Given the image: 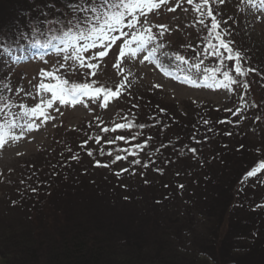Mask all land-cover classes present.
I'll use <instances>...</instances> for the list:
<instances>
[{
	"label": "rangeland",
	"instance_id": "374dc122",
	"mask_svg": "<svg viewBox=\"0 0 264 264\" xmlns=\"http://www.w3.org/2000/svg\"><path fill=\"white\" fill-rule=\"evenodd\" d=\"M36 1L43 4L58 2L56 6L63 7L60 0ZM170 4L174 6V0H170ZM220 5H213L214 14L216 9L221 10ZM4 7L5 0H0V21L5 19L1 11ZM224 7L225 16L234 14L233 22L227 19L228 27L232 30L233 24L240 26L231 37L226 38L234 40L235 47L246 54L247 60L243 66L255 68L250 58L254 62L264 59V14L252 9L256 16L249 15L250 9L241 0H225ZM184 8L188 9L187 3L177 8L175 13L162 8L150 13L149 20L153 25H168L170 31L163 38L170 45L168 50L179 51L192 58L196 52L205 50L208 36L203 26L197 23L196 16L189 9L185 12ZM247 26L252 38L243 36ZM153 30L156 31L155 28ZM114 52H118L116 46L104 58L98 75L99 80L112 86L113 90L122 80L111 66L115 62ZM201 58L204 60L202 68L220 66L215 56ZM45 59L47 63L32 60L15 65L11 70L0 61V80L9 77L12 88V91L5 90L3 94L16 104L31 106L38 102L39 98L26 97L23 92L17 93L16 89L22 87L25 91H33L32 86L40 83V70L51 71L60 57L51 54ZM233 63L227 61L226 66L230 67ZM126 68L131 71L130 95L113 102L108 109H101L90 101L87 108L83 104L74 107L57 104L63 115L50 109L54 120L41 124L39 130L28 133L22 140H9L0 148L1 228L6 222H21V226L17 227L25 231V226L31 228L33 223L35 227L42 225L52 233L55 221L50 213L57 207L59 213L62 210L60 207H64L67 216L95 211L101 216L100 223L111 229H114V225L108 223L115 222L117 216L135 224L148 221L152 227L155 220L158 224L164 221L165 227L179 234H175L180 238L177 242L195 251L194 240L206 230L205 219H200V214L204 213L207 201L219 198L221 189H230L231 212L227 218L240 226L246 223V218H250L249 211L255 212L258 208L259 211L264 210V171L258 177L243 181L245 174L264 160V91L256 78L258 74L250 73L241 78L248 81L246 92L235 85L233 88L236 90L228 92L225 89L194 88L182 84L164 76L147 62H128ZM61 74L77 82L84 80L80 73L71 74L61 69ZM154 85L161 87L153 88ZM241 96L247 103L241 101ZM133 104L138 107L133 108ZM161 108L165 111L160 112ZM225 108H232L233 111L242 108L243 112L233 116ZM125 115L133 124H145V127L117 129L108 133L100 131L103 127L112 128L116 123H126L123 119ZM97 116L103 124L96 119ZM203 119L211 123L205 125ZM219 120H231L233 123L220 124L217 123ZM209 128L212 131H208ZM226 132L232 135H225ZM118 135H124L126 140H116L114 144L105 142ZM133 135L137 136L135 140L131 139ZM97 136L101 137L99 143L95 139ZM85 140L87 144H84ZM146 140L148 142L143 150L135 147ZM196 140L200 143H196ZM211 142L216 143L220 153L209 154L213 156L203 154V159L201 152L207 151V143ZM191 148H196L197 152L193 154ZM126 149H131L135 155L124 151ZM89 150L92 156L87 154ZM101 150L103 155L100 154ZM109 152L112 154L109 155ZM167 153H173L177 160L169 167L166 166ZM74 154L78 155V159H70ZM116 155L128 158L113 164ZM214 158L218 161L213 167H208ZM136 159L140 161L139 164L132 163ZM96 161L109 167H98ZM125 168L127 172H121L119 176L115 174ZM184 168L186 174L182 177L184 174L179 172ZM181 184L183 188L179 187ZM33 187L37 189L36 192L31 191ZM13 188L17 189L14 194L11 193ZM5 190L6 194H3ZM165 210H169L170 214L176 210L177 219H183L186 223L174 222L176 217H165ZM179 211L183 212L182 215ZM261 217L264 218V214ZM209 226L211 232L213 225ZM259 226L264 228V222ZM192 231L194 233L191 235L194 236H189ZM251 244L249 238L244 240L246 249ZM0 264H3L1 259Z\"/></svg>",
	"mask_w": 264,
	"mask_h": 264
},
{
	"label": "snow or ice",
	"instance_id": "6c2138e0",
	"mask_svg": "<svg viewBox=\"0 0 264 264\" xmlns=\"http://www.w3.org/2000/svg\"><path fill=\"white\" fill-rule=\"evenodd\" d=\"M60 2L63 5L62 8L57 7L55 3H48L44 8L38 7L37 10L44 19L34 21L29 19L30 32L19 31L15 39L0 36V55L8 58L4 61V66L9 70L15 65L32 60L47 63L45 57L49 54L60 57L57 60V66L51 71L40 70L41 80L38 85L32 86L33 91H25L22 87L16 89L17 93L23 92L26 97L34 100L39 98L34 105L16 104L11 101L3 94L5 90L12 91L10 78L5 77L0 80V148H3L9 140L13 142L22 140L28 133L39 130L41 124L54 120L55 117L49 112L50 109L63 115L59 106L74 107L77 104H83L87 108L89 101L101 109H108L113 102L119 101L125 95H130L128 89L131 71L126 68L128 62L138 61L140 64L147 62L159 69L164 76L194 88L208 87L225 89L228 92L236 90L233 85L237 88L242 87L246 92L249 87L248 81L241 78L257 71L255 68L243 66V62L247 60L246 54L235 47L234 40L226 39L233 35L228 27V20L218 19L219 9H216L214 14L213 5L224 4L225 0H174V6L170 4V0H60ZM243 2L264 14V0H243ZM184 3L192 6L197 23L203 26L208 36L205 50L196 52L192 58L186 57L179 51L168 50L170 45H167L163 39L170 31L168 25H153L149 20L150 13L162 8L175 13ZM47 9H51L52 12ZM184 11L187 12L188 9L184 8ZM53 12L58 15H53ZM25 15L30 16V13ZM154 28L156 31L153 30ZM21 40L26 43H21ZM118 41H120L119 44ZM113 46H116L118 52H114L115 62L111 66L116 70L117 75L122 77L120 84L115 86V90L98 78L104 58L113 51ZM205 56L217 57L220 66L202 68L204 60L201 57ZM227 61H234V63L228 67ZM61 69L71 74L80 73L84 77L83 82L66 78L61 74ZM93 77L97 78L93 79ZM159 87L161 86H153V88ZM240 99L247 103L243 96ZM57 104L59 106H56ZM252 106L255 107V105ZM132 107L135 108L138 105L133 104ZM224 110L233 116H239L243 112L242 108H237L235 111L232 108ZM159 111L164 112L165 109L161 108ZM96 119L103 124L100 117L97 116ZM123 119L127 122L116 123L112 128L103 127L100 131L108 133L115 132L117 129L145 127V124H133L127 115ZM202 122L205 125L211 123L208 119H203ZM217 123L232 124L233 121L219 120ZM208 131L212 129L209 128ZM225 135L230 136L232 133L226 132ZM136 138V135L131 137L133 140ZM95 139L99 143L101 137L97 136ZM193 139H196L195 135ZM116 140L123 141L126 137L118 135L105 142L114 144ZM87 142L85 140L84 144ZM147 142L146 140L143 144H136L135 147L143 150ZM196 143L200 141L196 140ZM124 151L135 155L131 149ZM190 151L195 154L197 149L191 148ZM87 154L93 155L90 150ZM100 154H104L103 150ZM127 158V156L116 155L112 163ZM70 159L76 160L78 155L74 154ZM132 163L139 164L140 161L136 159ZM96 166L109 167L108 164H101L100 161H96ZM143 166L147 167V165ZM127 171L128 169L125 168L115 174L119 176L121 172ZM262 171H264V160L249 170L243 181L258 177ZM179 187L183 188L184 185L181 184ZM31 191L36 192L37 189L33 187Z\"/></svg>",
	"mask_w": 264,
	"mask_h": 264
},
{
	"label": "trees",
	"instance_id": "16d2710c",
	"mask_svg": "<svg viewBox=\"0 0 264 264\" xmlns=\"http://www.w3.org/2000/svg\"><path fill=\"white\" fill-rule=\"evenodd\" d=\"M55 4L58 6V2ZM46 5L36 0H5V7L1 11L7 20L0 21V26L4 25L0 27V35H5V38L16 37L28 19L43 20L37 9ZM47 10L52 12L51 9ZM25 13H30L33 18H26L28 15ZM250 60L258 68L255 67L257 71L253 74H258L256 78L260 80L259 86L264 91V59L259 62ZM207 144L208 150L201 152L203 159V154L213 156L209 154L220 153L215 142ZM166 156L167 167L177 161L173 153H167ZM217 161L214 158L208 167H213ZM179 173L185 176V168ZM15 191L17 189L13 188L11 193ZM3 194H6V190ZM230 196V189H221L219 198L207 201L204 213L200 214V219H205L203 223H206V230L194 240L195 251L177 242L180 239L175 237L177 232L165 227L164 221L158 224L155 220L152 227L148 221L135 224L117 216L115 222L108 223L114 225V229H111L100 223L101 216L95 211L67 216L64 207H60L62 210L59 213L62 215L58 213L57 207L50 213L55 221L52 233L42 225L35 227L33 223L31 228L26 225L25 231L17 227L21 226V222H6L7 225L0 227V259L3 264H264V228L259 226L264 222L261 217L264 210L255 209L256 213L249 211L250 218H246V223L240 226L227 218L231 212ZM175 213L176 210L171 214L165 210L164 216L170 219L176 217L174 222L185 224L183 219H177ZM179 213L182 215L183 212ZM0 221H3L2 217ZM207 223L213 225L211 232ZM192 233L194 231L188 235L194 236ZM246 238L252 243L247 249L243 245Z\"/></svg>",
	"mask_w": 264,
	"mask_h": 264
}]
</instances>
